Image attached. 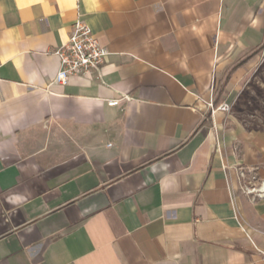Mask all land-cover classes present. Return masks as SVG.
Here are the masks:
<instances>
[{"label": "crops", "instance_id": "1", "mask_svg": "<svg viewBox=\"0 0 264 264\" xmlns=\"http://www.w3.org/2000/svg\"><path fill=\"white\" fill-rule=\"evenodd\" d=\"M76 18L108 53L61 85ZM263 45L264 0H0V264H264V126L208 105Z\"/></svg>", "mask_w": 264, "mask_h": 264}, {"label": "rangeland", "instance_id": "2", "mask_svg": "<svg viewBox=\"0 0 264 264\" xmlns=\"http://www.w3.org/2000/svg\"><path fill=\"white\" fill-rule=\"evenodd\" d=\"M208 99L213 108L226 106L220 111L234 122L264 126V45L255 53L249 50L229 55L215 76Z\"/></svg>", "mask_w": 264, "mask_h": 264}, {"label": "built area", "instance_id": "3", "mask_svg": "<svg viewBox=\"0 0 264 264\" xmlns=\"http://www.w3.org/2000/svg\"><path fill=\"white\" fill-rule=\"evenodd\" d=\"M107 50L93 35L89 26L81 19L76 18L72 24L67 40L53 51L60 61V67L55 74L54 81L65 85L71 78H90L104 63ZM118 100L109 101L116 105ZM212 113L216 110H225L220 105L213 108L208 103ZM239 189L251 201L264 198V176L259 177L254 169L240 168Z\"/></svg>", "mask_w": 264, "mask_h": 264}]
</instances>
